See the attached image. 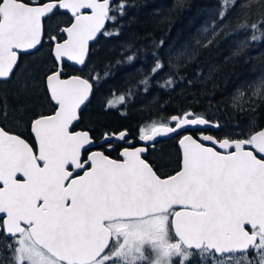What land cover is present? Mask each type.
I'll return each instance as SVG.
<instances>
[{"label": "snow or ice", "instance_id": "1", "mask_svg": "<svg viewBox=\"0 0 264 264\" xmlns=\"http://www.w3.org/2000/svg\"><path fill=\"white\" fill-rule=\"evenodd\" d=\"M111 2L0 0V80L16 74L20 51L41 45L46 19L60 9L74 17L59 29L66 39L49 34L57 67L44 82L55 110L31 121L35 151L6 130L8 112L0 105V236L11 241L8 264H173L177 257L187 264L193 253L201 264L207 256L217 258L214 264H227L237 255L245 264H264V127L239 135L227 130L223 139L183 136L181 168L164 178L143 158L145 147L124 148L122 160L102 151L82 156L93 140L71 128L93 85L80 76L62 78L60 62L85 64L89 41L106 22H115L110 13L123 15L125 4L113 9ZM253 2L221 0L213 39L227 34L228 12L239 8L238 20L243 19L236 28H251L256 40L259 25L246 18ZM255 3L264 9V0ZM163 67L157 60L152 71ZM252 87L253 96L259 95L264 79ZM194 126L220 128L219 122L186 111L141 128L139 139L154 141ZM127 135L121 131L118 138L126 141Z\"/></svg>", "mask_w": 264, "mask_h": 264}, {"label": "trees", "instance_id": "2", "mask_svg": "<svg viewBox=\"0 0 264 264\" xmlns=\"http://www.w3.org/2000/svg\"><path fill=\"white\" fill-rule=\"evenodd\" d=\"M120 3L125 4L123 15L110 13L116 19L108 22L104 33L112 34L103 33L92 44L87 65L64 64V76L79 74L94 85L92 100L82 111L77 128L90 131L97 141L123 130L137 139L141 128L168 122L170 116L186 111L219 122L218 137H225L231 129L239 135L264 127V90L253 96L252 87L264 79V25H260L264 9L255 0L246 18L259 25L256 40L251 39V28H236L243 19L238 20L239 8L228 12L227 34L213 39L211 26L221 10V0H115L112 8ZM72 20L58 10L48 20L47 31L52 29V35L62 40L59 29ZM157 60L164 67L153 73ZM56 66L46 43L31 57H24L14 76L0 81V99L8 112L3 121L6 130L28 138L31 121L54 112L44 77ZM168 80L173 83L167 85ZM180 134L159 139L147 152V160L161 176L180 169ZM120 147L99 146L114 158H120ZM10 243L0 236V264L9 262L6 245ZM234 258L245 264L239 255ZM248 258L254 259L251 251Z\"/></svg>", "mask_w": 264, "mask_h": 264}, {"label": "water", "instance_id": "3", "mask_svg": "<svg viewBox=\"0 0 264 264\" xmlns=\"http://www.w3.org/2000/svg\"><path fill=\"white\" fill-rule=\"evenodd\" d=\"M114 1L115 0H112V2H111V7H112V5H113V3H114ZM62 12H64V13H66V14H68L69 16H71L72 18H73V20H72V22H74V17L72 16V14H71V12L69 11V10H66V9H60ZM71 22V23H72ZM70 23V24H71ZM69 24V25H70ZM69 25H66V26H64V27H67V26H69ZM108 26V22H106V24H105V27H104V29H102L101 30V33H99V34H97V36H96V38L94 39V40H92V41H89V43H88V55H87V57H86V62H85V64L84 65H79V64H77L75 61H71V60H68L67 58H63V60L60 62V66H61V68H62V78H69V77H72V76H80L81 78H83V79H87L86 77H84V76H82V75H79V74H72V75H69V76H64V64H68V65H71V66H73V67H75V68H82V67H84V66H86L87 65V63H88V61H89V59H90V53H91V46H92V44H94L95 42H97L98 41V39L101 37V35L104 33V30L106 29V27ZM44 37V36H43ZM43 37H42V41H43ZM67 37H66V35L64 34V38L63 39H66ZM62 39V40H63ZM41 45H42V43H41ZM41 45H39V46H37V48L36 49H31V50H28V51H20V54H26V53H30V52H34V51H36V50H38L40 47H41ZM20 54H19V58H20ZM52 57H53V59H54V61H55V63H56V65H57V61H56V59H55V57H54V45H53V47H52ZM18 62H19V59H18ZM57 67V66H56ZM89 83H91V81H89ZM92 85H93V83H91ZM46 85V84H45ZM47 89V88H46ZM48 92V91H47ZM93 94H94V85H93V87H92V90H91V93H90V95H89V97H88V100L85 102V104L84 105H82L81 106V109H80V119L78 120V121H74L73 122V126H72V128H71V130H73V131H86V132H88L89 133V135H90V137L92 138V136H91V133H90V131H88V130H83V129H79V128H77V126H78V124L80 123V121H81V113H82V111L87 107V105L90 103V101L92 100V97H93ZM49 95V94H48ZM50 98V97H49ZM51 100V99H50ZM52 102V104H54V102L53 101H51ZM0 105H1V102H0ZM55 105V104H54ZM52 114V113H51ZM51 114H48V115H51ZM201 131L197 136H194V134H193V132H195V131ZM218 129L216 128V127H212V126H194V127H191V128H188V129H181L178 133H173V134H170V135H167V136H160V137H156L155 138V140L154 141H148V142H145V141H141L140 140V142H141V145H139V146H134V147H145L146 149H148V146H150V145H154L159 139H167V138H171V137H173V136H176V135H178V134H180V133H183V134H180V137H179V140H178V144H179V147H180V151H181V158H182V146L180 145V143H179V141H180V139L183 137V136H185V135H191V136H193V138H200L202 135H212V136H214V137H216L217 139H223V138H227V137H218L216 134H215V132L217 131ZM123 131H126L127 132V134H129L128 133V131L127 130H123ZM121 132V131H120ZM120 132H112V133H107V134H105L104 135V137L102 138V139H100V141H99V144H105V143H110V142H117V143H125L126 141H122V140H120L119 138H118V134L120 133ZM30 133H31V135H32V137H33V139H34V141H35V144H37V141H36V138H35V136H34V134H33V132H32V130H31V124H30ZM14 134H17V133H14ZM19 135V134H18ZM23 139H25L27 142H28V140L26 139V138H24L23 136H21ZM127 138H128V135H127ZM127 138H126V140H127ZM92 140H93V144H91V145H86L85 146V149L82 151V156L84 157V153L85 152H87V155H86V157L88 156V155H90L92 152H96V151H102V150H99V149H95L96 148V146H97V143L95 142V140L92 138ZM202 143H204L206 146H213L212 144H211V142H208V141H201ZM29 143V142H28ZM30 144V143H29ZM31 145V144H30ZM130 147H133V146H125L124 148H130ZM123 148V149H124ZM122 149V150H123ZM121 150V151H122ZM217 150H220V149H218L217 148ZM35 151V150H34ZM220 151H223V150H220ZM102 152H104V151H102ZM104 154L105 155H107L105 152H104ZM143 155V158L144 159H146L147 160V158H146V156H147V151L144 153V154H142ZM107 156H109V155H107ZM109 158L110 159H115V160H122V157L121 158H112L111 156H109ZM148 161V160H147ZM149 162V161H148ZM150 163V162H149ZM155 169V168H154ZM180 170V169H179ZM178 170V171H179ZM177 172V171H176ZM175 172V173H176ZM175 173H173V174H171V175H174ZM81 174H82V172H81ZM158 174V173H157ZM159 175V174H158ZM165 176H162V178H164ZM177 210H179L178 208H177Z\"/></svg>", "mask_w": 264, "mask_h": 264}, {"label": "flooded vegetation", "instance_id": "4", "mask_svg": "<svg viewBox=\"0 0 264 264\" xmlns=\"http://www.w3.org/2000/svg\"><path fill=\"white\" fill-rule=\"evenodd\" d=\"M47 23H48V19H46V21H45V35L43 37L42 45H41V47L38 50H40L47 43V45L50 46V51H51V56H52V47H53L52 43L53 42L49 39V34L52 35V33H51L52 32L51 31L52 29H50L49 32L47 31V27H46ZM38 50H36L34 52L26 53V54H20V58H19V62H18V67H19V64L22 62V60L24 59V57H27V56H30L31 57L32 54L36 53ZM18 67H17V69H15V73L18 70ZM0 81H4V80H0ZM0 102H1V99H0ZM1 105H2V102H1ZM200 132L201 131L199 130V131L196 132V134H194V133L193 134H194V136H197ZM92 138L97 143V146H96L95 149H99V150H102V151H103V149L102 148H99L100 145H104V146H106V147H108L109 149H112V150H114L118 145H120L121 146L120 147V150H119L120 153H121V150L125 146H139V145H141V142H140L139 137L137 139H135L134 137L128 136V138L126 140L127 142H125V143H123V142L122 143L112 142V143H105V144H99V141H97L93 136H92ZM26 139L33 146V149L36 150V144H35V141H34L32 135H31V133L29 134L28 138L26 137ZM158 143L159 142L157 141L154 145L148 146L147 152L152 147H155ZM86 155H87V152L84 153V157H86ZM112 158H114V157H112ZM120 158H121V155H120ZM181 162H182V158H181V151H180V168H181Z\"/></svg>", "mask_w": 264, "mask_h": 264}, {"label": "rangeland", "instance_id": "5", "mask_svg": "<svg viewBox=\"0 0 264 264\" xmlns=\"http://www.w3.org/2000/svg\"><path fill=\"white\" fill-rule=\"evenodd\" d=\"M54 26V25H53ZM56 26L57 25H55V28H56ZM53 30H55V29H53ZM152 125V124H151ZM150 126H148V127H143V128H149ZM173 239H175V238H173ZM215 259H217V258H215V257H212V256H207V258L205 259V261H204V264H214V260ZM180 260V258H173V264H174V262L175 261H179ZM192 260H194L195 262H197L198 264H201V260H200V258L199 257H197L196 256V254L195 253H193V256L190 258V260L188 261V262H190V261H192ZM237 261H239V259L238 258H232L230 261H228L227 262V264H237ZM239 264H241L240 263V261H239Z\"/></svg>", "mask_w": 264, "mask_h": 264}]
</instances>
